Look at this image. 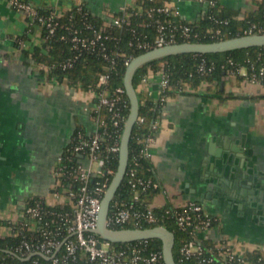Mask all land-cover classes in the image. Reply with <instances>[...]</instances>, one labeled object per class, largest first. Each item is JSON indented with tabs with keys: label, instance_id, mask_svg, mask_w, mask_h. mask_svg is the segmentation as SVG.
<instances>
[{
	"label": "crops",
	"instance_id": "1",
	"mask_svg": "<svg viewBox=\"0 0 264 264\" xmlns=\"http://www.w3.org/2000/svg\"><path fill=\"white\" fill-rule=\"evenodd\" d=\"M27 1L58 13L82 4L104 19L138 2ZM166 1L176 3L179 17L187 19L205 14L209 8L207 1ZM219 2L236 10L256 6L255 0ZM41 32L38 24L28 27L27 15L10 0H0V236L10 233V221L20 218L29 197L39 196L48 203L57 201L53 193L55 165L77 129L87 135L96 131L95 92L57 79L50 75L46 64L33 58L34 48L42 42ZM156 80L152 82L155 88ZM263 93L261 84L227 74L219 90L214 83H203L167 98L158 112V126L149 144L151 168L159 183L150 201L154 207H180L190 199L200 200L218 216L216 224L203 234L207 239L239 237L251 249H264ZM224 143L240 149L243 155L238 159L245 160L261 183V205L253 210L245 205V212L239 206L226 207L201 195L206 186L203 178L214 158L209 149H218ZM254 197L255 201L259 199L257 194Z\"/></svg>",
	"mask_w": 264,
	"mask_h": 264
},
{
	"label": "built area",
	"instance_id": "2",
	"mask_svg": "<svg viewBox=\"0 0 264 264\" xmlns=\"http://www.w3.org/2000/svg\"><path fill=\"white\" fill-rule=\"evenodd\" d=\"M199 1H207L209 6H215L218 2ZM10 3L18 11L26 13L39 24L48 27H55L58 23L56 17L62 14L51 11L45 15L27 0H10ZM82 7V4L76 6L80 12H83ZM142 7L138 6L139 9ZM130 8L132 7L125 6L117 12L110 13L105 24L96 25L85 20L84 26L90 29L89 32H85L73 22L66 24L69 34H62V37H68L74 48L79 51L98 50L108 55L106 43L108 34L105 30L109 25L121 26L129 23L133 14ZM144 10L148 16L157 20V34L153 39L140 41V47L151 49L180 42L179 39L186 41L192 34L197 35L188 24L178 23L169 26L164 19H160L159 15L173 17L179 15L178 5L172 1L152 5ZM252 32H264V26L253 23L248 33ZM75 58L76 56L70 57L59 65L70 66ZM110 61L111 67H115L113 56ZM248 61L249 69L241 65L230 72L260 84L264 79V64L258 67L250 59ZM166 64V60L161 61L157 68H151L143 73L139 82L140 89H147L160 107L168 98L165 93L169 84ZM198 69L201 72L211 69L204 56L201 57ZM109 79L110 71L101 72L96 85L90 88L97 96L93 112L96 131L87 135L78 130L68 147L71 154L77 155V160L73 163L67 162L63 152L54 168L56 185L53 193L57 201L53 204H61L63 207L68 202L70 208L52 209L47 206L48 202L44 198L29 197L20 218L10 221L11 231L8 235L12 236L14 241L6 246L7 254L1 257L0 264H166L163 250L152 248L149 238L118 243L103 239L95 231L103 195L110 184L111 176L115 174V168L107 164L106 155L119 153L120 139L127 118L123 112L128 106L127 99L123 97L126 90L118 86L110 91ZM155 80L156 88L152 85ZM102 108L110 113L108 117L101 116ZM137 120H143L142 116L138 115ZM157 126L156 119L151 125L152 133L144 137L145 145L141 152L146 157L150 156L149 144L154 139ZM138 163L136 156L130 165L128 162L126 173L129 175L128 181L133 189V195L128 202L115 201L110 205L107 217L109 227L119 228L131 223L135 225L134 228H144L149 224L163 225L161 222L168 218L187 233L178 248V259L183 264H251L244 255L246 250L238 251L226 237L214 241L209 247L200 241L205 231L218 220L217 214L207 210L202 201L190 199L180 207H170L171 209L164 214L155 212L154 206L142 199L141 193L149 188L159 187V183L156 179L137 175ZM59 178L61 182L57 183ZM38 223L40 226L36 228Z\"/></svg>",
	"mask_w": 264,
	"mask_h": 264
},
{
	"label": "trees",
	"instance_id": "3",
	"mask_svg": "<svg viewBox=\"0 0 264 264\" xmlns=\"http://www.w3.org/2000/svg\"><path fill=\"white\" fill-rule=\"evenodd\" d=\"M165 1L166 0H138L136 6L130 8L133 14L130 16L129 23L126 22L121 26H107L105 33L108 34V38L106 39L108 55H105L98 50L89 51L85 49L79 51L74 48L73 43L68 37H62V34H69L65 25L70 24L71 22L83 28L85 32L90 31V29L84 26L85 20L92 21L96 25L106 23V19L94 15L84 5H82L83 12L78 11L75 6L57 16L56 19L58 20V23L55 27L41 25L31 17L27 16L29 19L28 27L31 28L38 24L41 26L42 30V42L34 48L33 58L49 66L50 75L55 76L59 80L66 79L69 84L80 89H90L94 87L98 81L100 73L104 71H110V79L108 82L110 91L118 86L125 88L124 75L127 67L126 61L131 60L134 56L150 49L140 47L139 42L153 39L157 34V20L148 16L144 8L162 4ZM217 1L218 2L215 6H209L205 14L195 19L181 18L179 15L175 17L172 15L159 16L160 19H164L169 26L178 23L190 25L193 33H197V35L192 34L187 40L194 41H214L245 34L249 32L253 23L264 26V0H255L256 6L246 10L231 9L222 5L219 0ZM138 6L143 7L142 9H139ZM40 11L41 13L48 15L52 10L40 9ZM119 13H121V11ZM143 22L146 24H143ZM179 41H185V39H179ZM73 56H76V58L72 65L67 67L59 65L62 61ZM112 56L115 59V67H111L112 63L110 59ZM202 56L206 58L207 65L211 66V69H208L206 72H201L198 69ZM248 59L254 62L258 67L264 64V45H254L221 52L178 53L153 59L137 69L133 81L139 97V115L142 116L143 120L136 121L129 141V165L135 156L138 157L139 163L137 164V175L155 179L151 168L150 158L142 155L141 150L145 145L144 137L152 133L153 130L151 125L157 119L160 110V104L157 100L151 97L148 90L140 89L139 82L142 74L151 68H157L161 61L166 60L169 84L166 87L165 93L168 97L172 93L183 91L185 88L184 84L186 83L192 88H198L203 83H214L216 89L219 90L220 83L223 81V76L232 74L230 70L237 69V67L241 65L247 66L248 69L250 68V62ZM234 74L241 78H245L240 74ZM260 84L264 87V79L260 81ZM262 95L264 96V93ZM123 97H125L128 102V106L125 107L123 112L125 116H128L130 99L126 91L123 93ZM100 114L102 117L106 118L110 113L105 108H102ZM78 130L79 129H77V131ZM70 144L65 148L64 153L67 157L66 161L73 163L77 160V155L75 153L71 154L69 151L68 147ZM106 159L107 164L113 166L116 172L119 163V153H110L106 155ZM113 176L114 174L111 176L110 181ZM128 179L129 175L126 173L111 204L115 201L128 202L132 198L133 189ZM158 189L159 187L149 188L146 192L141 193L142 199L146 202H150L153 194ZM47 206L56 210L70 208L68 202L65 203L63 207L61 204L51 203H47ZM168 209L170 210L171 208L169 206L154 207L155 212L159 214H164ZM161 224L174 231V257L178 264H183L178 259V248L182 238L186 237L187 233L179 229L168 218L164 219ZM39 226L40 223H38L36 228H39ZM134 226V224L129 223L124 226H119V228ZM145 226L151 227L155 226V224ZM37 233L40 232L37 231ZM12 241H14V238L10 235L0 236V259L1 257L6 256V246ZM200 241L207 247L214 243V241L207 239L205 236H202ZM149 242L152 248L163 250L162 240L160 238H149ZM244 255L251 264H264V249L260 247L246 250Z\"/></svg>",
	"mask_w": 264,
	"mask_h": 264
},
{
	"label": "water",
	"instance_id": "4",
	"mask_svg": "<svg viewBox=\"0 0 264 264\" xmlns=\"http://www.w3.org/2000/svg\"><path fill=\"white\" fill-rule=\"evenodd\" d=\"M254 45H264V32L245 33L214 41L186 40L164 44L148 49L134 56L129 61L125 70L124 85L130 99V107L120 139L118 168L103 195L98 222L95 228V231L103 239L112 242H125L140 238L157 237L162 240L166 264H178L173 250L175 233L167 226L112 228L107 224L111 201L126 174L130 156L129 141L139 115V97L133 81L137 69L153 59L168 55L184 52H221ZM225 148L227 149L224 150ZM228 148L229 145L224 143L218 149H209L214 158L209 163V172L203 178L206 186L202 189L201 195L216 204H225L226 207L234 208L235 206H239V208L244 209L245 205L249 206L250 210H253L254 207L261 205V183L257 180L255 172L250 171L247 167L245 160L238 159V156L242 157L243 155V153L239 154L240 149L234 145ZM256 194L259 199L255 201L254 196ZM243 211L245 212V209Z\"/></svg>",
	"mask_w": 264,
	"mask_h": 264
},
{
	"label": "rangeland",
	"instance_id": "5",
	"mask_svg": "<svg viewBox=\"0 0 264 264\" xmlns=\"http://www.w3.org/2000/svg\"><path fill=\"white\" fill-rule=\"evenodd\" d=\"M26 14V13H24ZM27 24H29V19L27 18ZM259 84V83H258ZM185 88H190V86L186 83L184 84ZM83 90H88V89H83ZM90 90V89H89ZM92 92V91H91ZM89 93V92H86ZM61 180L60 178L57 180V183H60ZM53 204V203H51ZM153 206V205H152ZM11 231V230H10ZM228 242L234 246L238 251L243 252L244 250H250V245L248 242H246L243 238H239V237H233V238H229ZM253 248V247H252Z\"/></svg>",
	"mask_w": 264,
	"mask_h": 264
}]
</instances>
